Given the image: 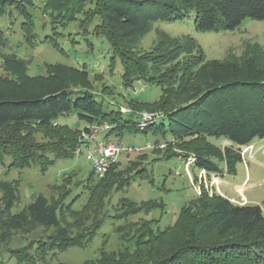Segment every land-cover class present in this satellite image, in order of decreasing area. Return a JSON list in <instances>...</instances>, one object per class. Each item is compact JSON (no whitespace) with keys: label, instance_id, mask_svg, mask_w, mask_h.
<instances>
[{"label":"trees","instance_id":"obj_1","mask_svg":"<svg viewBox=\"0 0 264 264\" xmlns=\"http://www.w3.org/2000/svg\"><path fill=\"white\" fill-rule=\"evenodd\" d=\"M86 3L92 9L85 13V20L89 24L99 21L94 32L109 43L112 62H120L123 86L154 83L162 91L161 98L154 103L133 101L134 113H123L93 92L86 67L55 64L46 66L47 76H0V163L7 157L9 169L37 166L45 173L58 160L75 158L83 130L106 123L113 128L110 136L153 133L166 141L172 136L175 146L193 153L196 170L235 175L243 161L241 147L264 139V66L255 59L206 61L201 50L194 55L197 47L193 40L184 44L162 40L146 53L137 52V48L155 23L183 21L192 13L195 28L201 32L234 31L246 20L264 22V0H46L44 9L55 23L72 22L84 12ZM26 4L33 6L32 0H0V15L15 8L24 18L23 34L33 44L36 26ZM48 40L54 49L62 50L50 36L42 42ZM13 62L15 65L11 62L8 66L20 67L19 62ZM143 111H163L166 116L141 129L139 112ZM72 114L84 124L83 129L58 123L60 117ZM210 138H224L232 146H218ZM112 170L104 189L120 192L130 177L122 180ZM98 181L89 187L91 199L106 179ZM18 188V181L0 182V246L13 232L27 233L40 226L52 230L45 240L38 241L43 260L48 252L86 248L104 224L105 208L100 204L95 219L85 226L87 219L82 216L90 212L88 204L80 214L71 204L66 205L65 199L50 201L44 195L12 214L19 200ZM152 203L123 199L121 218L147 213L155 207ZM67 214L73 219L66 221ZM157 222L127 223L125 229L139 226L134 244L119 252L103 250L95 261L85 264H264V203L237 205L221 195L209 197L202 192L181 208L174 224L161 229ZM31 248L14 250L12 255L20 264H36Z\"/></svg>","mask_w":264,"mask_h":264},{"label":"rangeland","instance_id":"obj_2","mask_svg":"<svg viewBox=\"0 0 264 264\" xmlns=\"http://www.w3.org/2000/svg\"><path fill=\"white\" fill-rule=\"evenodd\" d=\"M33 6L25 5L34 18L37 40L31 44L25 38L21 29L24 18L15 8H8L5 14L0 15V76L17 79V75L24 73L32 77L47 76L48 65L62 64L75 68L86 67L90 73L91 88L95 94L104 99L110 106L118 107L123 113H134L133 101L143 104L157 102L162 91L156 84L136 82L130 88L123 86L122 67L119 61L112 62V49L109 43L97 36L94 32L99 24L94 20L91 24L85 20V13L92 9L86 3L85 10L75 16L72 22L60 21L55 23L50 12L46 11V0H32ZM50 36L62 49L57 51L51 43H43L44 37ZM167 44L180 42L189 43L193 40L194 55L201 50L206 61L220 60L223 62L242 63L246 59H255L264 66V22L246 20L234 31H209L201 32L195 28V15L178 22H157L153 28L144 35L137 52L146 53L156 49L161 41ZM191 44V43H190ZM19 62L20 67H9V63ZM15 65V64H14ZM154 72V71H153ZM158 72V71H156ZM17 74V75H16ZM141 117L153 116L156 119L164 118L163 111L139 112ZM60 125H67L74 129H83L84 124L78 121L75 114L59 118ZM37 136L42 138L41 133ZM112 141H120L128 148L137 149L135 152L121 154L118 162L109 170L120 174L124 180L129 178V185L124 184L122 191L112 189L107 192L104 183L109 182L106 175L97 192L91 199L93 190L89 187L96 186L98 180L92 165L85 154L76 155L71 160H58L45 173L37 166L19 169H9L10 158L0 163V182L18 181L19 200L15 203L12 214L23 211L34 197L46 196L53 199H65V204H71L81 212L88 204L90 212L82 217L87 219L85 226L90 225L95 219L96 206L100 204L105 208L103 226L86 248H70L63 253L48 252L46 258L41 260L37 250L38 241L45 240L46 235L52 230H45L40 226H33L27 232H13L8 242L0 246V264H20L12 251L31 245L29 251L37 259L36 264H85L93 262L101 251L119 252L134 244V239L139 232V226L125 229L127 223H137L142 220L158 221L156 225L161 229L175 223L181 208L205 192L209 197L218 194L224 197L220 190V183L212 176H202L189 161L194 159L193 153L180 150L175 146L172 136H167V141L161 135L153 133H125L124 136L102 134ZM190 140V139H189ZM159 141V143H156ZM218 146L225 147L227 140L224 138L211 139ZM171 143V145H169ZM264 139L254 141L253 158L246 156L239 166L240 182L247 173L251 175V183H256L254 188L241 187L238 199L231 202L237 205L247 204L249 200H259L264 194ZM169 149V150H167ZM176 154V155H175ZM187 155V158H186ZM93 172V173H92ZM109 173V172H108ZM109 175V176H108ZM94 189V188H93ZM245 191V193H244ZM99 200H96V199ZM127 199L136 203L152 201V209L147 213L123 219L122 200ZM264 199L260 203L263 206ZM104 210V209H103ZM68 213V212H67ZM67 221L72 220L67 214ZM100 219V218H99ZM156 225L154 228L156 229ZM121 229V230H119ZM74 232L78 230L74 229ZM26 264V263H24Z\"/></svg>","mask_w":264,"mask_h":264},{"label":"built area","instance_id":"obj_3","mask_svg":"<svg viewBox=\"0 0 264 264\" xmlns=\"http://www.w3.org/2000/svg\"><path fill=\"white\" fill-rule=\"evenodd\" d=\"M157 119L153 116L145 115L143 123L140 125L141 129L145 128L147 122H153ZM113 128L109 124L91 125L88 132L82 131V144L76 151V155L85 154L86 159L92 165V170L99 179H103L108 174L109 170L114 164L118 162L119 156L124 153L135 152L137 149L128 148L125 144L118 141L107 139L106 136L100 139L102 134L109 133ZM255 146L249 144L241 147V155L244 159L246 156L253 158ZM194 159L189 161V165L193 164ZM202 176L213 177L218 179L217 175H209L205 170H200Z\"/></svg>","mask_w":264,"mask_h":264},{"label":"crops","instance_id":"obj_4","mask_svg":"<svg viewBox=\"0 0 264 264\" xmlns=\"http://www.w3.org/2000/svg\"><path fill=\"white\" fill-rule=\"evenodd\" d=\"M228 146H232L231 142L226 141ZM254 145V142L252 143ZM264 146V145H263ZM251 175L250 173H247L246 176H244L243 181L240 182V175H239V166H237L236 174L235 175H229L227 173H223L218 176V182L220 183V190L222 191L225 198L229 199L230 201L232 199L237 200L238 199V191H240L241 187H245L246 189H252L256 186V183L253 181L251 183ZM244 191V193H245ZM245 198L247 200V204L252 205H260V203L264 199V194L259 200H249V198L245 194Z\"/></svg>","mask_w":264,"mask_h":264}]
</instances>
